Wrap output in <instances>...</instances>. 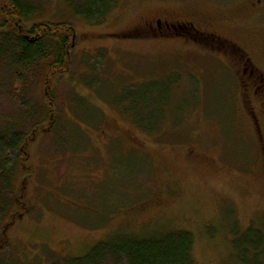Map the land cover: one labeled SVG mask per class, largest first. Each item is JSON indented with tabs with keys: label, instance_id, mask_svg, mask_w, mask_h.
<instances>
[{
	"label": "rangeland",
	"instance_id": "rangeland-1",
	"mask_svg": "<svg viewBox=\"0 0 264 264\" xmlns=\"http://www.w3.org/2000/svg\"><path fill=\"white\" fill-rule=\"evenodd\" d=\"M26 1L39 9L32 23L66 24L76 37L55 73L43 64L0 65V131L23 109L49 111L36 133L27 132L20 203L0 224V264H87L117 237L169 231L194 236L196 264H241L234 240L264 222L261 102L237 85L231 61L162 36L157 23H193L259 49L264 30L226 22L237 0H115L97 25L74 11L86 0ZM6 5L0 0V31L4 23L15 31ZM149 83L158 95L168 89L155 110L156 133L127 112L129 101L116 104ZM7 158L12 167L14 155ZM104 264L115 263L107 256Z\"/></svg>",
	"mask_w": 264,
	"mask_h": 264
},
{
	"label": "trees",
	"instance_id": "trees-1",
	"mask_svg": "<svg viewBox=\"0 0 264 264\" xmlns=\"http://www.w3.org/2000/svg\"><path fill=\"white\" fill-rule=\"evenodd\" d=\"M6 2V6L12 11L10 19L16 29L7 30V23L1 26L0 65L10 64L13 69L31 70L43 64L51 74L65 69L68 49L71 48L70 38L76 37L74 28L62 23H32L39 11L37 7L26 0ZM114 5L115 0H86L75 5L74 11L88 23L97 25L104 22ZM30 23L32 25L27 29ZM17 76L21 74L18 73ZM154 84L135 87L123 99H118L116 104L120 107L129 101L130 108L126 109L127 112L147 131L156 133L158 130L153 122L159 121V118L155 110L162 106H158L162 98L166 100L168 89H163L162 94L158 95L161 89ZM151 92L156 95L150 98L152 104L148 105L146 103L149 102ZM80 105L84 106L83 103ZM143 111L146 112L144 116L140 115ZM48 116L49 111L45 109H23L18 115L5 119V128L0 131V224L20 203L15 192L16 175L18 171H25L23 162L29 135L27 132L31 130L36 133ZM148 120H153L151 125L147 124ZM9 155L15 157L12 167H9ZM117 238L94 249L87 257V264H104L107 256L115 264L122 261L127 264H196L192 256L195 238L188 232H160L146 237L130 234ZM233 249L241 264H264V222L260 227L251 225L242 235L237 236Z\"/></svg>",
	"mask_w": 264,
	"mask_h": 264
},
{
	"label": "flooded vegetation",
	"instance_id": "flooded-vegetation-1",
	"mask_svg": "<svg viewBox=\"0 0 264 264\" xmlns=\"http://www.w3.org/2000/svg\"><path fill=\"white\" fill-rule=\"evenodd\" d=\"M227 9L230 14L226 15V22L233 23L238 20L239 23H249L254 26L253 28L264 30V0H237L229 5ZM149 27L150 31L155 32L154 26L150 25ZM157 29H159L162 36L170 37L174 35L184 38L188 42L204 46L205 49L208 48L213 53L224 56L231 61V65L236 67V70H234L235 82L240 88L244 89V93H247L249 99L254 95L257 100L259 99L264 113V56H260L264 49H259L257 44L247 46L242 42L233 41L208 29L199 28L193 23H180L176 26L167 22L163 26L158 21ZM257 56H259L262 67L256 61ZM246 99L248 98L245 94V96H242V100L246 102ZM249 113L253 119L257 118L253 111L250 110Z\"/></svg>",
	"mask_w": 264,
	"mask_h": 264
}]
</instances>
